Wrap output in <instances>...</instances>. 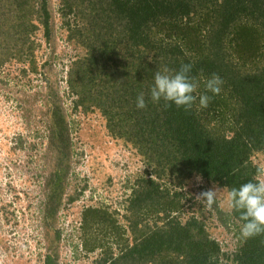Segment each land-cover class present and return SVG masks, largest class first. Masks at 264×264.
I'll return each mask as SVG.
<instances>
[{
    "label": "trees",
    "instance_id": "trees-1",
    "mask_svg": "<svg viewBox=\"0 0 264 264\" xmlns=\"http://www.w3.org/2000/svg\"><path fill=\"white\" fill-rule=\"evenodd\" d=\"M47 2L0 0V65L15 60L36 73L34 36H50ZM58 11L67 41L82 51L66 72L74 109L99 112L145 165L127 188L122 224L118 212L82 209L85 237L112 231L84 242L104 249L96 264H222L228 252L211 234L213 219L235 227L233 264H264V237L242 239L238 212L214 205V216L183 191L193 178L228 190L261 176L251 156L264 158V0H58ZM182 64L199 85L191 110L152 103L155 73ZM214 73L222 91L208 92L200 108ZM140 92L145 109L136 107Z\"/></svg>",
    "mask_w": 264,
    "mask_h": 264
},
{
    "label": "rangeland",
    "instance_id": "rangeland-1",
    "mask_svg": "<svg viewBox=\"0 0 264 264\" xmlns=\"http://www.w3.org/2000/svg\"><path fill=\"white\" fill-rule=\"evenodd\" d=\"M47 6L49 40L41 32L34 36L40 44L36 73L15 60L0 65V264H44L48 257L52 264H96L104 249L88 251L84 242L88 247L96 238L111 239L112 231L106 238L97 229L85 237L82 209L102 206L118 212L122 224L127 188L145 165L135 148L109 134L99 112L74 109L66 72L82 51L66 39L58 0ZM251 161L264 168L260 152L252 153ZM213 186L219 187L193 178L183 191L196 200ZM226 193L221 191L216 203L223 214L229 213ZM211 221L213 238L228 252L222 264H233L235 227L229 231Z\"/></svg>",
    "mask_w": 264,
    "mask_h": 264
},
{
    "label": "clouds",
    "instance_id": "clouds-1",
    "mask_svg": "<svg viewBox=\"0 0 264 264\" xmlns=\"http://www.w3.org/2000/svg\"><path fill=\"white\" fill-rule=\"evenodd\" d=\"M191 64H182L179 70H170L162 67L154 75V84L150 88L149 98L152 103L164 102V107L169 108L173 104L185 111L191 110L197 97L193 95L198 88L195 78L190 75ZM223 80L217 74H212L205 83V93L199 95V107L206 109L212 96L219 95L222 91ZM212 93L209 96L207 93ZM137 109L147 107L145 93L140 92L136 99ZM258 175H264V168L258 170ZM224 188L213 186L196 196L198 203L206 210H213L217 203L218 194ZM229 211L238 212L239 219L243 222L240 227V235L244 240L264 237V179L252 180L241 184L238 188H231L226 193ZM264 244V240H261Z\"/></svg>",
    "mask_w": 264,
    "mask_h": 264
}]
</instances>
